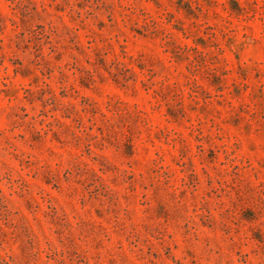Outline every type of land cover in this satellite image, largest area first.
<instances>
[{"label":"rangeland","instance_id":"obj_1","mask_svg":"<svg viewBox=\"0 0 264 264\" xmlns=\"http://www.w3.org/2000/svg\"><path fill=\"white\" fill-rule=\"evenodd\" d=\"M0 264H264V0H0Z\"/></svg>","mask_w":264,"mask_h":264}]
</instances>
